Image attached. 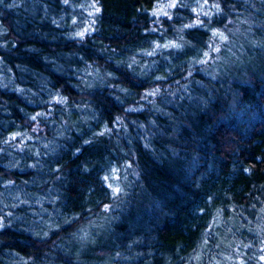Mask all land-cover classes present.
<instances>
[{"label": "trees", "instance_id": "16d2710c", "mask_svg": "<svg viewBox=\"0 0 264 264\" xmlns=\"http://www.w3.org/2000/svg\"><path fill=\"white\" fill-rule=\"evenodd\" d=\"M0 264H264V0H0Z\"/></svg>", "mask_w": 264, "mask_h": 264}, {"label": "snow or ice", "instance_id": "6c2138e0", "mask_svg": "<svg viewBox=\"0 0 264 264\" xmlns=\"http://www.w3.org/2000/svg\"><path fill=\"white\" fill-rule=\"evenodd\" d=\"M118 191V190H117Z\"/></svg>", "mask_w": 264, "mask_h": 264}]
</instances>
